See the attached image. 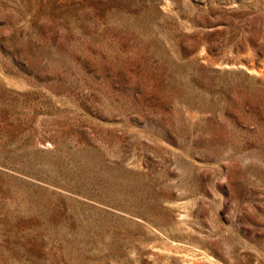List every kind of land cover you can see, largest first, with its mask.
Wrapping results in <instances>:
<instances>
[{
	"label": "rangeland",
	"instance_id": "obj_1",
	"mask_svg": "<svg viewBox=\"0 0 264 264\" xmlns=\"http://www.w3.org/2000/svg\"><path fill=\"white\" fill-rule=\"evenodd\" d=\"M0 264H264V0H0Z\"/></svg>",
	"mask_w": 264,
	"mask_h": 264
}]
</instances>
